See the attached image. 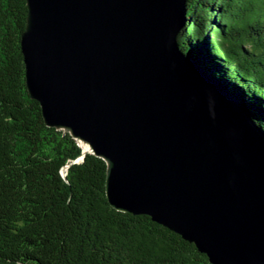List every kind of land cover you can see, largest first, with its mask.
<instances>
[{"label":"water","instance_id":"1","mask_svg":"<svg viewBox=\"0 0 264 264\" xmlns=\"http://www.w3.org/2000/svg\"><path fill=\"white\" fill-rule=\"evenodd\" d=\"M25 3L26 89L80 161H104L109 205L209 264H264V133L181 52L186 0Z\"/></svg>","mask_w":264,"mask_h":264},{"label":"trees","instance_id":"2","mask_svg":"<svg viewBox=\"0 0 264 264\" xmlns=\"http://www.w3.org/2000/svg\"><path fill=\"white\" fill-rule=\"evenodd\" d=\"M181 52L264 133V0H186ZM25 0H0V264H209L146 215L113 209L106 164L46 126L25 86Z\"/></svg>","mask_w":264,"mask_h":264}]
</instances>
